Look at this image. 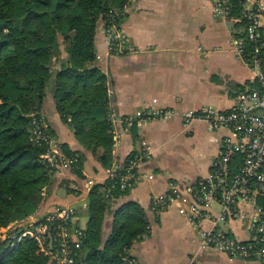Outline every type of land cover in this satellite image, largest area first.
<instances>
[{"label":"crops","instance_id":"obj_1","mask_svg":"<svg viewBox=\"0 0 264 264\" xmlns=\"http://www.w3.org/2000/svg\"><path fill=\"white\" fill-rule=\"evenodd\" d=\"M126 12L123 28L136 52L111 54L102 20L95 37L97 67L109 78L110 108L121 117H133L148 108L183 113L212 105L228 111L237 95L253 85V73L234 44L240 25L234 18L215 15L209 0H133ZM41 113L60 145L81 154L83 166L82 176L73 169L52 176V185L33 216L40 219L57 207L72 206L79 211L77 224L87 230L89 212L83 206L89 205L93 188L110 179L109 171L115 165L149 147L152 155L140 164V179L122 191L104 221V240L112 234L117 211L134 202L149 223L130 250L134 264H188L198 250L199 231L189 221L185 203L173 202L157 215L152 199L168 194L172 182L184 189L207 177L229 132L211 131L201 121L185 126L179 117L146 121L128 130L118 122L113 126L112 167L107 168L97 158L102 151L95 155L85 149L61 119L51 92ZM213 210L218 212L220 206L214 205ZM209 225L203 223L205 228ZM221 228L240 240L252 234L248 219L229 220ZM201 264H264V260L233 258L208 249L203 251Z\"/></svg>","mask_w":264,"mask_h":264},{"label":"trees","instance_id":"obj_2","mask_svg":"<svg viewBox=\"0 0 264 264\" xmlns=\"http://www.w3.org/2000/svg\"><path fill=\"white\" fill-rule=\"evenodd\" d=\"M129 3L0 0V264L50 262L35 238H21V228H13L33 214L30 209L52 185L43 159L47 149L31 140L32 114L42 112L49 92L79 143L95 155L102 151L98 161L112 167L109 78L97 67L95 37L105 14L111 8L124 11ZM233 15L240 16L239 0ZM62 149L68 156L75 153L66 144ZM82 166L74 169L81 176ZM113 183L109 179L91 192L82 264H133L130 250L147 231L142 207L130 202L117 211L112 234L104 240V221L124 193L112 190Z\"/></svg>","mask_w":264,"mask_h":264},{"label":"built area","instance_id":"obj_3","mask_svg":"<svg viewBox=\"0 0 264 264\" xmlns=\"http://www.w3.org/2000/svg\"><path fill=\"white\" fill-rule=\"evenodd\" d=\"M209 1L215 15L239 22L240 36L234 44L253 73V85L237 95L235 105L228 111L212 105L183 113L171 108H148L138 110L133 117H121L111 107L108 119L113 126L122 122L126 130L146 121L172 117L181 118L185 126L201 121L211 131L227 130L229 134L221 141L219 156L209 175L184 189L177 181L172 182L168 194L152 199V210L160 215L173 202L185 203L189 221L199 231L198 250L188 264H201L203 251L208 249L233 258L264 260V3L239 0L240 16L236 18L234 0ZM132 2L124 11L111 8L104 16V31L113 55L137 51L128 43L123 28V15ZM32 117L31 140L46 147L43 159L49 174L77 169L81 154L64 153L45 114ZM115 135L117 140L119 135ZM151 155L152 150L144 148L134 158L110 169L109 177L114 181L111 189L125 191L133 187L140 179V164ZM214 205L220 206L218 212H214ZM83 208L88 209L89 205ZM77 216L79 211L75 207H57L42 218L25 223L22 237L35 238L41 252L50 257V264H82L87 230L77 224ZM233 219L250 220L252 234L248 240L233 238L221 228ZM204 222L210 223L208 228L203 227Z\"/></svg>","mask_w":264,"mask_h":264},{"label":"rangeland","instance_id":"obj_4","mask_svg":"<svg viewBox=\"0 0 264 264\" xmlns=\"http://www.w3.org/2000/svg\"><path fill=\"white\" fill-rule=\"evenodd\" d=\"M59 67H60V65L59 64H57L56 65V69H59ZM52 86H53V81H51V83H49V87L50 88H52ZM36 114H38V113H36ZM36 114H32V116L33 115H36ZM59 194H63V190L62 189H59ZM42 200H43V198L41 199V200H39L37 203H35L34 205H33V207L30 209V211H32L33 213H35L36 211H37V209L39 208V206L42 204ZM78 216L76 217V220L78 221ZM31 219V220H30ZM36 218H35V216H33V214H31V215H29L27 218H25V219H23L22 221H16V222H14L13 223V228H17V227H19V228H21L20 230H22L24 227H25V223H28V221L30 220V221H32V222H34V221H36L35 220ZM85 219H81V221L83 222ZM25 221V222H24ZM79 221H80V219H79ZM81 222V223H82ZM23 231V230H22ZM6 232V229H4V230H2V232L1 233H5ZM27 236V235H26ZM0 237H1V234H0ZM21 238H23L22 237V235H21Z\"/></svg>","mask_w":264,"mask_h":264}]
</instances>
